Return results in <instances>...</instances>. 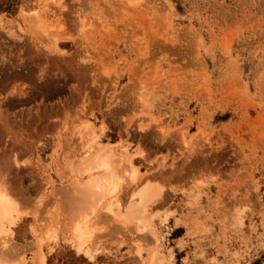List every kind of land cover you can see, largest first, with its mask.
<instances>
[{"label":"rangeland","instance_id":"rangeland-1","mask_svg":"<svg viewBox=\"0 0 264 264\" xmlns=\"http://www.w3.org/2000/svg\"><path fill=\"white\" fill-rule=\"evenodd\" d=\"M35 8L43 20L27 23ZM96 140L163 188L159 243L105 216L92 259L61 238L64 190ZM1 168L28 264L51 225L45 264H148L155 250V264H264V0H0Z\"/></svg>","mask_w":264,"mask_h":264},{"label":"bare ground","instance_id":"bare-ground-1","mask_svg":"<svg viewBox=\"0 0 264 264\" xmlns=\"http://www.w3.org/2000/svg\"><path fill=\"white\" fill-rule=\"evenodd\" d=\"M58 3H60V2H58ZM22 14L28 23V21L30 22V20H31V22H32L34 18H38V16L40 15V10L36 9V8L32 9L30 11L22 10ZM41 14H42V12H41ZM38 19H40V18H38ZM40 20H43L42 17ZM42 25H44V24H42ZM42 25L40 22L37 24V26H39V28H40V26L42 27ZM32 26H34V25H32ZM52 26L50 25L48 27L51 28ZM18 27H19V25H18ZM21 28L24 29L23 27H20L19 30H22ZM8 29L9 30H7V32L9 33V35L10 34L11 35H17L15 33V31H16L15 28L12 27V28H8ZM36 29H38V28H35V30ZM51 29H48L46 26L45 28L39 30V31H42L46 35L47 38H50V39H48L50 42H51V40L56 41V38L52 39L50 37L51 34L53 33L54 28H51ZM39 31L37 30L38 33H40ZM83 125L84 126L81 128V130L77 132V133H79L78 135H80V138L82 140L85 138L84 137L85 133L86 134L88 133L85 130L88 129V127H90L89 123L88 124L84 123ZM89 131H91V130L89 129ZM92 136H94V135H92ZM92 140H95V138H93ZM96 144H98V145L96 146ZM120 146L121 145L119 143H110L109 145L107 144L106 146L103 147L102 142H100L99 140H96L94 146L92 143L88 144L82 153L80 150V147H81V144H80V147L78 150H80L79 152L82 154V160L80 161V159H78L80 162L78 164L76 163V165L74 164L76 166V168H75V166L73 168V170L75 169V172L79 177V182L77 181L78 183L74 184L75 189H72V190H66L65 188H64L65 190L63 189L65 192L66 198H67V199L63 198V200L66 199V201H67V204H65V202L63 201V203H64L63 208H64L65 212L67 210L68 211L67 213H69V214L74 213V216H72L71 218H65L64 217V219H67L68 221L70 219H72V220H71V222L69 221L70 223L69 222H68V224L66 223V225H65V223H63V229H64V225H65V229H67V230L65 231V229H64V233H63L64 235L61 236V238H65V240L67 242H69L71 244V246L74 247V249L76 250V252L78 254H82V255L90 258V259H92V257H93V250L91 247V246H93V243H92L93 236L95 238L96 230L97 229L100 230L99 229L100 224L98 221L100 220L99 218L101 216L107 217L106 219L110 218L111 219L110 221L112 222L111 225H113V221H114L115 222L114 224H116V225H113V226L118 225L115 228H120V226L123 228V226H128V225L133 227L132 224L133 225L135 224L136 225V226L134 225L135 228L138 225L143 230H147V231L150 230L151 235L153 234V237L155 238L154 240H156V243H159L161 240L160 236L158 235L157 229L154 226L153 219L150 217L153 214L152 213L150 215V209H152L153 203H155L158 200V198L163 194V188L156 186L154 184L151 185L150 183L142 185L144 180H142L143 181L142 183L140 182V169L134 161V158H133L134 156L132 157L128 148L119 149ZM79 157H81V156L79 155ZM8 165H10V163ZM4 168H1L0 173L3 171L2 169H4ZM8 168H9V166H8ZM7 170H4L3 173H5V171H7ZM70 170H72L71 167L69 168V171ZM13 181H15V180H13ZM13 181H12V183H13ZM75 182L76 181L74 180V183ZM19 184H21V183H19ZM21 186H22V184H21ZM68 186L69 185H67V187ZM7 189H9V187L8 188H7V186L3 187V185L0 184V264H28L25 262V260L23 258L24 257L23 252H25V251L20 252L21 250H19V247H17L18 249L15 248L16 244H14L13 235H12L14 226H16L22 220V218L25 216V213L21 211L22 209L20 210V207L17 203L18 201H15L16 197L13 200L14 194H13V196H10V195H12V192L9 195L8 192L11 190L10 189L7 190ZM125 189H128V190H125ZM123 192L127 193V195H126L128 198L127 202H124L123 198H126V197L123 196V194H124ZM20 195H23V194L20 193ZM63 203H62V205H63ZM75 204L77 206H75ZM65 205H68V206L73 205L75 210L73 208H72V210H74V212H71V209H70L71 207H65ZM68 208L70 210H68ZM64 210H62V211H64ZM31 211H32V209H31ZM34 211H36V210L34 209ZM34 211H33V213H34ZM35 214H37V213H35ZM117 222L121 223V225L119 226V224ZM58 223H57V226L59 227ZM111 225H109V226H111ZM51 226L52 227H50L46 232L44 231L45 232L44 234L43 233L41 234L43 237H40V238L37 237V238H39V240H38L39 246L38 247L41 250L40 253L38 251V253L40 255L39 256L37 255L38 256L37 261L39 262V264H45L46 259H47L46 252H45V250H43L45 242L48 243V246L51 249L52 248L51 243L56 241V239L60 235V232L58 231L59 228L55 229L56 227L54 228L53 225H51ZM66 226H68V227H66ZM96 226L98 228H96ZM96 238H97V236H96ZM15 243H17V242H15ZM18 246H20V245H18ZM32 246H35V244ZM17 250H19V252ZM138 250H139V248L136 249V252ZM157 253H158V250H155V251H153V253H151V255H150L151 258L149 257V263L148 264H153V263L155 264L154 260L156 259V256L158 258V254H159V253L158 254ZM21 256H23V257H21Z\"/></svg>","mask_w":264,"mask_h":264}]
</instances>
